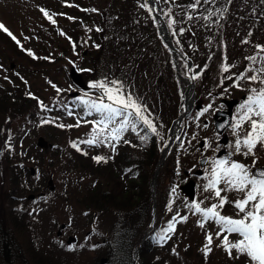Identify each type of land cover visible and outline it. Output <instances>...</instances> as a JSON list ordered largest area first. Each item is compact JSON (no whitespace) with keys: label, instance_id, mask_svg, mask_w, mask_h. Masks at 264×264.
Listing matches in <instances>:
<instances>
[{"label":"rangeland","instance_id":"374dc122","mask_svg":"<svg viewBox=\"0 0 264 264\" xmlns=\"http://www.w3.org/2000/svg\"><path fill=\"white\" fill-rule=\"evenodd\" d=\"M149 4L150 0H0V24L16 37L0 30V202L8 205L6 192L16 187L19 201L14 209L21 212L24 240L34 244V256L45 264H93V248L100 250L110 238L115 215L112 209L86 205V189L95 184L109 191L125 190L109 163L101 161L104 164L94 168L85 160L75 162L72 143L98 149L95 157L111 161L112 141L131 146L121 150L125 155L136 152L134 145L150 147V133L160 144L156 164L184 109L182 81L191 80L188 65L161 40ZM153 6L174 46L191 61L192 72L199 68L194 92L202 108L190 115L183 138L159 168L162 178L158 181L157 174L150 195L156 212L150 232L157 247L146 252V259L152 264H252L246 255L235 249L229 255L223 246L224 235L235 243L241 239L238 234L218 236L220 225L205 220L191 205L207 208L219 203L214 190L205 191L213 161L227 159L249 170L264 164L261 144L254 155H243V145L235 151V141L251 130L249 121L240 120L241 105L253 95L251 89L264 88V0H153ZM113 80L118 84L108 86L119 87L125 99L131 96L155 133L133 115L114 139L113 129H119L125 117L104 121L106 113L84 103L122 107L93 87ZM5 96L8 102L2 103ZM221 101L232 102L234 113L229 131L219 135L212 120ZM94 135L96 143H82ZM144 136L148 138L142 140ZM223 137L226 143H221ZM203 157L207 162L200 168ZM200 169L201 176L195 175ZM190 180L195 182L193 198L181 190ZM217 188L226 186L221 182ZM221 195L232 202L244 197L243 192L227 189ZM220 213L243 215L234 203L225 204ZM149 224L137 246L146 242ZM206 246L211 248L207 254Z\"/></svg>","mask_w":264,"mask_h":264},{"label":"trees","instance_id":"16d2710c","mask_svg":"<svg viewBox=\"0 0 264 264\" xmlns=\"http://www.w3.org/2000/svg\"><path fill=\"white\" fill-rule=\"evenodd\" d=\"M187 4L190 5L189 2ZM211 11L214 12L212 15L219 17L218 10L212 9ZM1 102L7 103L8 98L3 97ZM149 135L151 137L148 140L149 144L151 143L150 147L134 145L136 152L123 155L124 151L121 150L131 146H123L124 143L120 141L112 149V160L105 162L111 165L112 176L117 182H121L119 184H122L121 186L125 190L109 191L95 184L86 189L89 192L86 205H92L90 207L94 205L100 209H112L115 215L110 238L104 240L100 250L97 247L93 248L96 252L93 264H136L133 253L139 237L143 235L150 220V181L160 152V144L150 133ZM77 144L79 150L72 149L75 162L76 160H85L90 167L94 168L104 164L93 159L98 149H90ZM52 153L56 155V151ZM68 160L72 161L71 158ZM13 169L15 170V166ZM161 178L162 171L160 170L158 181ZM5 196L9 204L4 205L0 202V264H45L46 262H43L42 258L34 256L36 254L34 244L24 240L21 212L14 209L19 201L16 187L7 191ZM78 201L81 200L78 199ZM156 247L157 245L150 240L140 246L138 250L139 264H152L146 259V252H151L149 249L152 250ZM47 264L55 263L49 260Z\"/></svg>","mask_w":264,"mask_h":264},{"label":"snow or ice","instance_id":"6c2138e0","mask_svg":"<svg viewBox=\"0 0 264 264\" xmlns=\"http://www.w3.org/2000/svg\"><path fill=\"white\" fill-rule=\"evenodd\" d=\"M199 2L200 0H197V3ZM145 6L146 5H141V7ZM49 18L51 19V17ZM169 26H171V24ZM0 30H3L13 40H16V37L3 24H0ZM17 43H19V41H17ZM29 55H32L30 51ZM251 59H255V57ZM224 70L227 71V68ZM249 79L255 81L257 80V76H251ZM109 84L115 86L118 82L114 80L107 83L98 82L93 85V87L102 89L103 95H106L110 101L114 100L116 103L122 105V107H113L112 104L96 102H91L89 104L87 101L84 103L88 104L90 108H94L98 113H106L107 116L103 117L104 121H112L116 116L125 117L121 123V127L119 129H113V138H117L119 131L124 130L129 124L127 117L133 115L136 117L137 122H142L144 126L155 133V126L148 117L143 114L141 106L134 101L131 96L125 99L124 96L120 95L119 87H109ZM57 90L59 91V89ZM251 91L253 95L249 96L246 103L241 105L243 114L240 117L241 122H250L251 130L246 133L243 139L238 138L235 141V151L240 152L241 146L243 145L246 149V151L243 152L245 156L254 155V149L257 144L264 146V88L259 90L251 89ZM128 108L135 109V112H126ZM253 116L257 117V119H253ZM75 126L78 127L79 124ZM135 126V123H133V130H135ZM58 127L63 128L65 125H58ZM68 127L73 126L69 125ZM147 138V136L141 137L142 140ZM96 142L95 135L92 139L82 141V143H88L89 145ZM72 146L79 150L75 142L72 143ZM93 159L97 162H106L105 158L100 156L94 157ZM221 182L226 186L225 189L217 188V185ZM226 189L243 192L244 197L235 202L229 201L227 196L221 195V192ZM208 190H214V195L219 198V203H214L211 207L207 208H201L200 203H194L191 205V208H193L195 212L201 213L205 220L213 219L220 225V231L217 233L218 236L221 233H236L241 237V239L232 243L228 240V236L224 235L222 243L229 255H231L232 250L235 249L237 253L246 255L252 264H264V172H260L259 178H257V176L253 175L249 168L242 163L230 162L227 159L216 160L213 161L211 178L205 186V191ZM173 191H175V189H173ZM228 203H234V207L243 215L239 218L221 215L220 210ZM181 219L186 220L187 217H182ZM200 226L203 227V223H201ZM173 230L174 226L170 223L168 231L171 232ZM212 240L213 237L211 235L207 236L209 245L212 243ZM73 247L74 246H69V250H72ZM209 251H211V248L206 246L205 253L207 254Z\"/></svg>","mask_w":264,"mask_h":264},{"label":"water","instance_id":"95a60500","mask_svg":"<svg viewBox=\"0 0 264 264\" xmlns=\"http://www.w3.org/2000/svg\"><path fill=\"white\" fill-rule=\"evenodd\" d=\"M165 41L167 44H169L171 46V43L170 41L168 40L167 36L164 37ZM228 108L229 110L228 111H225V112H221L220 114L223 115V118L222 120H217L216 123H215V128L217 130L218 133H222L230 124L231 122V112H230V104L228 105ZM175 139V138H174ZM173 139V140H174ZM173 140L170 142V144L167 146V149L163 151V156H165L166 152L169 150V147L171 145V143L173 142ZM225 138L222 140V142L224 143L225 142ZM205 163V159H202L200 161V164L201 165H204ZM260 172H264V169L263 168H256L254 170V173L256 175L259 176V173ZM157 174V170L155 171V176ZM182 189L184 190V192L190 197V198H193L194 196V182L190 181L188 183H186Z\"/></svg>","mask_w":264,"mask_h":264},{"label":"bare ground","instance_id":"6f19581e","mask_svg":"<svg viewBox=\"0 0 264 264\" xmlns=\"http://www.w3.org/2000/svg\"><path fill=\"white\" fill-rule=\"evenodd\" d=\"M185 84H187V81H185ZM184 88H185L184 89V95H185L184 103H185V106L189 107L192 101V92L189 90V88L186 85L184 86ZM180 126H181V123L179 122V120L174 123V125L172 126V130L170 132L169 140L173 139L176 136Z\"/></svg>","mask_w":264,"mask_h":264},{"label":"flooded vegetation","instance_id":"af4514ba","mask_svg":"<svg viewBox=\"0 0 264 264\" xmlns=\"http://www.w3.org/2000/svg\"><path fill=\"white\" fill-rule=\"evenodd\" d=\"M224 109H225L224 105L221 104V105L216 109V111H217V110H224ZM257 167H264V164H259V165H257Z\"/></svg>","mask_w":264,"mask_h":264}]
</instances>
